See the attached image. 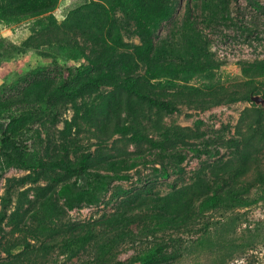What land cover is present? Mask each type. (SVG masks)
<instances>
[{
  "label": "rangeland",
  "instance_id": "rangeland-1",
  "mask_svg": "<svg viewBox=\"0 0 264 264\" xmlns=\"http://www.w3.org/2000/svg\"><path fill=\"white\" fill-rule=\"evenodd\" d=\"M5 132L0 264H264V0H0Z\"/></svg>",
  "mask_w": 264,
  "mask_h": 264
},
{
  "label": "trees",
  "instance_id": "trees-1",
  "mask_svg": "<svg viewBox=\"0 0 264 264\" xmlns=\"http://www.w3.org/2000/svg\"><path fill=\"white\" fill-rule=\"evenodd\" d=\"M141 1V0H138ZM78 71H80V69H78ZM137 87L138 88H134V91L137 93L138 96L140 97H144L146 98L151 104L158 106L164 110H166L167 112L172 113L173 111L178 110L177 106H174L172 104L171 100H167V99H161V98H157L153 95H150L148 93H145L141 90L140 84L137 83ZM17 117L16 116H12V121L16 120ZM0 143L5 146L8 147L9 149H11L12 153H17L19 154L23 160L25 162H34V163H39L41 161L40 157H39V152L37 149L35 150H30L28 146H24V147H19L15 140L13 139L12 135L8 132L4 133V137L3 139L0 141ZM75 173L77 174L78 177L83 178L86 176V173L88 172V168L83 164L82 166L75 168L74 169ZM154 255V260H170L172 258V254L170 252H168V250H165L163 248H156L154 249L153 252Z\"/></svg>",
  "mask_w": 264,
  "mask_h": 264
}]
</instances>
